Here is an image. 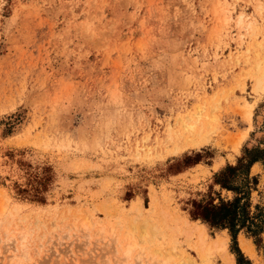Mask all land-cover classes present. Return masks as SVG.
Returning <instances> with one entry per match:
<instances>
[{
  "label": "rangeland",
  "instance_id": "374dc122",
  "mask_svg": "<svg viewBox=\"0 0 264 264\" xmlns=\"http://www.w3.org/2000/svg\"><path fill=\"white\" fill-rule=\"evenodd\" d=\"M263 73L264 0H0V264H224L191 201L264 148Z\"/></svg>",
  "mask_w": 264,
  "mask_h": 264
},
{
  "label": "trees",
  "instance_id": "16d2710c",
  "mask_svg": "<svg viewBox=\"0 0 264 264\" xmlns=\"http://www.w3.org/2000/svg\"><path fill=\"white\" fill-rule=\"evenodd\" d=\"M255 162L264 166V148L245 147L235 164H227L213 176V183L232 192L233 197L225 199L218 194L216 202L212 196L192 200L189 211L192 218L200 219L210 228L227 229L236 264H252L238 246V234L244 232L259 246L264 231V210L259 204L253 205L251 200L252 191L258 184L257 175L250 172Z\"/></svg>",
  "mask_w": 264,
  "mask_h": 264
},
{
  "label": "bare ground",
  "instance_id": "6f19581e",
  "mask_svg": "<svg viewBox=\"0 0 264 264\" xmlns=\"http://www.w3.org/2000/svg\"><path fill=\"white\" fill-rule=\"evenodd\" d=\"M263 75H264V73H263ZM257 88L260 86V81H263V85H262V87L264 88V78L262 79V78H258L257 79ZM194 125L193 124H188V122H187V124L186 125H184V128L186 129V131H189V133L190 134H192L193 135V133L195 132V130H194ZM197 131V130H196ZM200 134V133H199ZM198 134V135H199ZM195 135V134H194ZM201 135V134H200ZM203 138H205V137H203ZM201 139V142L204 140V139ZM240 140V139H239ZM190 142V144H195V143H199V139H196L195 137H192V138H190V139H187V142ZM239 142V141H238ZM237 143V142H236ZM186 144V143H185ZM239 144V143H238ZM187 145V144H186ZM192 147V146H191ZM194 147V146H193ZM184 223H186V222H184ZM189 223V222H188ZM190 229V228H189ZM194 229H196V228H194ZM201 240H200V247H201V249L204 247V246H206V238H200ZM227 241V240H226ZM214 243H216L215 245H217V243H219V244H221L222 246V256H223V260H224V264H235V260H234V256H233V254L231 253V252H229L228 250H227V248H226V246H225V239H223L222 237H219V238H217V240H215L214 241ZM214 243H212L211 245H213V246H215L214 245ZM226 244H227V242H226ZM198 245V244H197ZM196 245V247H197V250H199V248L200 247H198ZM213 246H211V247H213ZM219 246V245H218ZM241 246L243 247V249L244 250H246V251H248L249 252V246H248V244L246 243V241H244V240H242L241 241ZM215 247H217V246H215ZM215 247H213L214 249H215ZM218 248V247H217ZM210 250H211V248H209ZM220 249V248H219ZM215 250H217V249H215ZM204 251V250H203ZM202 251V252H203ZM127 254H128V252H127ZM203 257V256H202ZM206 258V257H205Z\"/></svg>",
  "mask_w": 264,
  "mask_h": 264
}]
</instances>
